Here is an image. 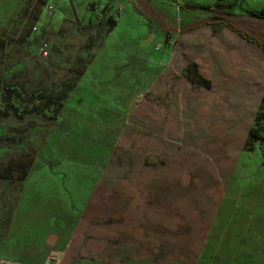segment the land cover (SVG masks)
I'll return each instance as SVG.
<instances>
[{"label":"rangeland","instance_id":"obj_1","mask_svg":"<svg viewBox=\"0 0 264 264\" xmlns=\"http://www.w3.org/2000/svg\"><path fill=\"white\" fill-rule=\"evenodd\" d=\"M234 1H89L58 20L53 0H0V109L20 114L0 119V170L34 155L0 177V264H264V142L247 137L264 136V51L181 30L211 14L177 5ZM228 12L264 41L263 20ZM198 58L210 89L185 78Z\"/></svg>","mask_w":264,"mask_h":264},{"label":"trees","instance_id":"obj_2","mask_svg":"<svg viewBox=\"0 0 264 264\" xmlns=\"http://www.w3.org/2000/svg\"><path fill=\"white\" fill-rule=\"evenodd\" d=\"M179 9L187 10L188 12L191 11H203L205 13H210V18H207L205 20H200L196 23L191 24L188 27H185L181 30H192L199 26L204 25H210L213 28H228L233 30L240 38L256 45L258 48L264 51V41L259 39L258 37L251 35L250 32L246 31L245 29L238 28L234 25L232 22V19L228 16L230 13L228 11L232 10L234 13H242L243 15H246L250 17V19L255 20H263L264 21V14L258 11L254 10H244L240 7L241 0H235L232 5H224V4H215V5H187L183 3L177 4ZM225 11V12H224ZM112 24H114L112 22ZM185 78L186 80L191 83V85L200 86L204 89H210L213 82L211 80V76L207 73H204L201 69V66L199 64V58L193 60L191 63L188 64L187 68H185ZM10 93V91H9ZM1 94V89H0ZM7 105L5 108L0 109V119L5 118L9 116V114L20 117V114L16 115V109L12 105ZM11 111L12 113H9ZM264 121V91L262 96V102L260 110L257 112L256 117L254 118V124L257 125L259 121ZM248 140H255L259 142V144L264 142V136H260L258 131L254 127L249 131L248 133ZM7 137L1 136L0 140H6ZM34 155L30 154H20L19 156L9 160L7 163V166L3 167L2 170H0V177L1 178H12L16 172H18L19 178L23 179L30 169L32 163H33Z\"/></svg>","mask_w":264,"mask_h":264},{"label":"crops","instance_id":"obj_3","mask_svg":"<svg viewBox=\"0 0 264 264\" xmlns=\"http://www.w3.org/2000/svg\"><path fill=\"white\" fill-rule=\"evenodd\" d=\"M53 1H54V4L56 5L54 17L58 20L60 19L63 20L64 17L67 15H73L74 18L80 16L81 14H82L81 16H83L85 7L89 1H96V2L102 3L106 0H53ZM74 7H75V10L73 9Z\"/></svg>","mask_w":264,"mask_h":264},{"label":"built area","instance_id":"obj_4","mask_svg":"<svg viewBox=\"0 0 264 264\" xmlns=\"http://www.w3.org/2000/svg\"><path fill=\"white\" fill-rule=\"evenodd\" d=\"M55 11V5L53 2H50L46 5L45 7V12H46V15L49 16L51 15L53 12ZM49 48V43L45 40H41L40 42V45H39V48L37 49L38 52L45 56L46 53H47V50ZM157 48L160 49L161 48V45L160 44H157Z\"/></svg>","mask_w":264,"mask_h":264}]
</instances>
